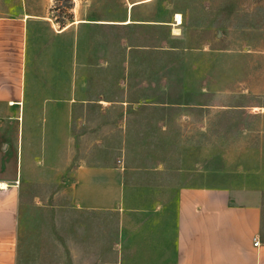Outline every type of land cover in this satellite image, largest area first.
<instances>
[{
  "label": "rangeland",
  "instance_id": "374dc122",
  "mask_svg": "<svg viewBox=\"0 0 264 264\" xmlns=\"http://www.w3.org/2000/svg\"><path fill=\"white\" fill-rule=\"evenodd\" d=\"M72 1L0 0L40 19L39 89L89 100L73 109L72 154L61 128L53 161L18 171L19 264H175L184 186L252 187L238 196L264 212V0ZM64 10L86 22L63 30ZM85 159L123 169L121 205L77 204L69 174Z\"/></svg>",
  "mask_w": 264,
  "mask_h": 264
},
{
  "label": "crops",
  "instance_id": "0c3cea01",
  "mask_svg": "<svg viewBox=\"0 0 264 264\" xmlns=\"http://www.w3.org/2000/svg\"><path fill=\"white\" fill-rule=\"evenodd\" d=\"M39 20L28 13L0 11V113L15 115V120L0 121V264H19L24 198L19 172H23V161L28 166L53 161L50 155L54 146H60L55 139H61L56 135L61 128L64 136L61 145L71 153L73 109L77 104L89 102L77 100L70 91L67 104L62 106V102L55 103L58 96L53 89H39L40 73L35 72L33 61ZM85 22L72 19L62 27L66 30ZM129 22L130 19L126 23ZM61 107L67 118L60 128H55L53 115L61 113ZM71 154H68L69 162ZM83 161L69 174L68 186L77 204L90 209L121 205L125 193L123 169ZM251 188L226 184L181 187L175 264H264L263 204L257 198L238 196L257 193V189ZM256 238L260 241L258 245Z\"/></svg>",
  "mask_w": 264,
  "mask_h": 264
},
{
  "label": "trees",
  "instance_id": "16d2710c",
  "mask_svg": "<svg viewBox=\"0 0 264 264\" xmlns=\"http://www.w3.org/2000/svg\"><path fill=\"white\" fill-rule=\"evenodd\" d=\"M69 2H70V8H72L73 7V1L72 0H69ZM65 13H66V11L64 10V17H63L62 21L57 20V22L64 24L66 22V19H68V18L71 17V14L70 13L68 15H66Z\"/></svg>",
  "mask_w": 264,
  "mask_h": 264
},
{
  "label": "built area",
  "instance_id": "2783aa9c",
  "mask_svg": "<svg viewBox=\"0 0 264 264\" xmlns=\"http://www.w3.org/2000/svg\"><path fill=\"white\" fill-rule=\"evenodd\" d=\"M182 14H176L175 15V17H174V19H175V21H176V23L177 24H179L180 22H182ZM259 239L258 238H256V240H255V245H258L259 244Z\"/></svg>",
  "mask_w": 264,
  "mask_h": 264
},
{
  "label": "bare ground",
  "instance_id": "6f19581e",
  "mask_svg": "<svg viewBox=\"0 0 264 264\" xmlns=\"http://www.w3.org/2000/svg\"><path fill=\"white\" fill-rule=\"evenodd\" d=\"M177 30V29H176Z\"/></svg>",
  "mask_w": 264,
  "mask_h": 264
}]
</instances>
